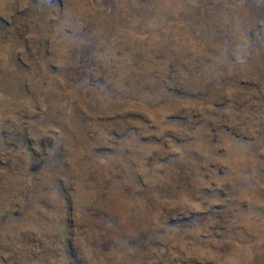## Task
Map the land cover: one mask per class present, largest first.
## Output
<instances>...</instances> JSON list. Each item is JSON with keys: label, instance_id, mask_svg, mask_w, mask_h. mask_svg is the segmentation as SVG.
Returning <instances> with one entry per match:
<instances>
[{"label": "rangeland", "instance_id": "1", "mask_svg": "<svg viewBox=\"0 0 264 264\" xmlns=\"http://www.w3.org/2000/svg\"><path fill=\"white\" fill-rule=\"evenodd\" d=\"M0 264H264V0H0Z\"/></svg>", "mask_w": 264, "mask_h": 264}]
</instances>
